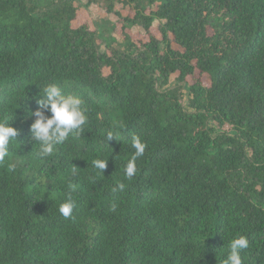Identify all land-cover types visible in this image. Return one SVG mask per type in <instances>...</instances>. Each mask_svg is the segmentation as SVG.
Returning a JSON list of instances; mask_svg holds the SVG:
<instances>
[{
	"label": "trees",
	"instance_id": "16d2710c",
	"mask_svg": "<svg viewBox=\"0 0 264 264\" xmlns=\"http://www.w3.org/2000/svg\"><path fill=\"white\" fill-rule=\"evenodd\" d=\"M85 1L0 0V120L18 129L0 162V264H222L240 235L243 264H264V0ZM101 2L130 6L124 31L148 39L74 25ZM49 83L88 118L40 157L26 109ZM133 136L146 147L129 180Z\"/></svg>",
	"mask_w": 264,
	"mask_h": 264
},
{
	"label": "clouds",
	"instance_id": "9594fccd",
	"mask_svg": "<svg viewBox=\"0 0 264 264\" xmlns=\"http://www.w3.org/2000/svg\"><path fill=\"white\" fill-rule=\"evenodd\" d=\"M40 96L46 97L47 101ZM40 96L36 97L38 107L36 110L27 108V117L34 118L30 125L31 139L39 145L38 155L40 157L51 156L58 145L64 144L70 135L79 136L87 122V108L84 100L79 96L65 92L58 84L49 83L43 87ZM47 109L51 115L45 114ZM18 129L11 126L7 120H0V162L8 155L10 142L17 140ZM109 139L115 137L109 131ZM131 146L135 149L132 156L124 165L125 177L131 180L136 172V161L142 157L145 152V144L138 136L131 138ZM107 160L97 156L92 160V167L99 172H104L107 167ZM9 168L14 170L16 163L9 164ZM75 170H73L74 172ZM69 192L75 191V185H68ZM125 185L120 183L118 189L123 191ZM116 189H114L115 191ZM75 202L71 195L59 205V212L68 218L71 216ZM115 208V205H113ZM249 247V241L246 236L240 235L234 237L229 243V251L222 264H243L241 253Z\"/></svg>",
	"mask_w": 264,
	"mask_h": 264
},
{
	"label": "rangeland",
	"instance_id": "374dc122",
	"mask_svg": "<svg viewBox=\"0 0 264 264\" xmlns=\"http://www.w3.org/2000/svg\"><path fill=\"white\" fill-rule=\"evenodd\" d=\"M81 3L86 4L85 0H81ZM121 13L122 18L119 20L116 16L117 13ZM135 12L130 6H123L121 4L116 5L115 14L108 12L107 7L104 2L97 5H92L89 8L81 6L77 20L74 21L75 26H79L83 23H88L91 28H94L98 24L99 28L104 32V35L109 38H115L118 42L129 35L133 42L138 43L139 41H144L148 39L146 33L140 26L131 25L124 31V22L126 18H134ZM151 32L156 36H160L158 29V23L151 28ZM200 75V73H198ZM204 84H208L209 80L206 75L202 76ZM171 83L175 85V76L172 77Z\"/></svg>",
	"mask_w": 264,
	"mask_h": 264
}]
</instances>
